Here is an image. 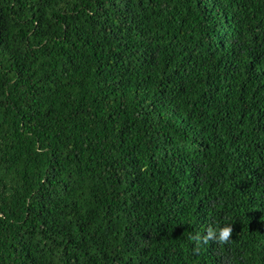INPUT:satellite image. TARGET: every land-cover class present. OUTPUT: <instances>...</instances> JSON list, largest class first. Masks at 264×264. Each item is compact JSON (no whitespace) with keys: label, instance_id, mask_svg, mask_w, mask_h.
<instances>
[{"label":"trees","instance_id":"16d2710c","mask_svg":"<svg viewBox=\"0 0 264 264\" xmlns=\"http://www.w3.org/2000/svg\"><path fill=\"white\" fill-rule=\"evenodd\" d=\"M0 264H264V0H0Z\"/></svg>","mask_w":264,"mask_h":264},{"label":"clouds","instance_id":"9594fccd","mask_svg":"<svg viewBox=\"0 0 264 264\" xmlns=\"http://www.w3.org/2000/svg\"><path fill=\"white\" fill-rule=\"evenodd\" d=\"M233 237V227L232 225H227L222 228L213 229L209 227L204 236H200L197 234L193 236L192 239L196 242L197 249L201 246V244H208L209 241H214L219 243L220 245L228 244Z\"/></svg>","mask_w":264,"mask_h":264}]
</instances>
